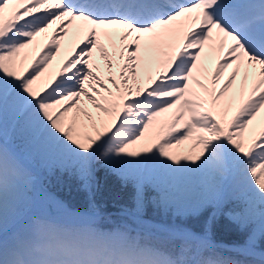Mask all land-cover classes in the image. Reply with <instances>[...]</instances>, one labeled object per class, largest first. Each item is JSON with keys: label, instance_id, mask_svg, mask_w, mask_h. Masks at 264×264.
Segmentation results:
<instances>
[{"label": "snow or ice", "instance_id": "snow-or-ice-1", "mask_svg": "<svg viewBox=\"0 0 264 264\" xmlns=\"http://www.w3.org/2000/svg\"><path fill=\"white\" fill-rule=\"evenodd\" d=\"M121 91L130 98L117 124L89 147L92 126L102 122L97 99L115 103ZM138 125L139 143L128 148ZM153 153L170 164L148 167ZM33 159L73 170L90 202L93 165L102 160L125 184L135 178L137 214L146 187L165 212L198 217L211 209L204 236L149 225L181 237L179 262L144 246L105 264H264L255 247L264 237V0H0V264H25L9 258L6 235L19 206L47 215L52 195ZM182 161L203 177L190 204L183 203L187 176L170 166ZM221 215L251 229L243 245L213 243ZM218 248L251 259L232 260Z\"/></svg>", "mask_w": 264, "mask_h": 264}, {"label": "rangeland", "instance_id": "rangeland-1", "mask_svg": "<svg viewBox=\"0 0 264 264\" xmlns=\"http://www.w3.org/2000/svg\"><path fill=\"white\" fill-rule=\"evenodd\" d=\"M131 79L132 78L129 77V80ZM146 86L147 82H145V85L140 88V91H143V88ZM123 87L127 88V85H124ZM121 92L122 93H119V99L115 103H110L102 98L97 99V107L94 109V111L99 114V118L102 122L98 125L92 126L93 132L96 133L98 128L101 126H103L102 130L106 128V125L104 124L106 120V113L112 112V114L115 115V125L117 124L119 115L124 111V101L130 98L126 94V92ZM121 94L125 99L121 98ZM134 94L137 93H135L134 91ZM106 102L107 104L105 105ZM128 115L130 117L132 116L130 110L128 112ZM135 119L136 118H133L134 123ZM113 127H110L108 132H110ZM143 131L144 126L138 125L136 132L129 137V142L125 146L128 148L135 147V145H133L131 141L136 140V143L138 144L139 140L137 139V137ZM208 138L210 137H206L205 140ZM99 139V135L97 136V134H95V137L91 135L89 138L88 146H92L90 141ZM11 142L14 146L22 148V144L19 139L13 137ZM118 154L123 155V153L119 150ZM127 159L136 158L127 157ZM156 163V165H159L161 167H163L165 164H170V162L168 161H161L158 156L156 159ZM187 163L188 162L186 161H182L180 166H170L177 167L183 170L185 175L187 176L184 178L186 180V185L183 203L190 204L194 202L199 194L203 191L204 184L203 177L199 173L191 171H188L186 173V169L188 170L193 168L192 166H186ZM30 167L37 176L39 184H42L43 187L52 195V199H50V201L54 203L57 208H61L57 206V202L62 205V208H70L66 203L67 201L76 204V201H78L79 203L83 202L85 204L88 201L89 196L84 188H82V192L84 194H82V196H79L80 198H76L75 196L70 195L72 193L70 187H62V185L58 183V180L60 179L62 181L67 180V183L70 180L73 181L76 179L79 180L80 185L82 186L81 180L70 168L62 169L59 166L49 167L45 161H42L40 159L31 160ZM37 168H39V171L37 170ZM93 168L95 169V172L99 168L103 169V161H97L93 165ZM48 173H54L53 176H56V180L53 184H51V186L47 184L45 185V177L46 174L48 176ZM106 174L108 176L115 175L112 174L109 170L106 172ZM129 177L132 180H135L134 177ZM145 189L151 190V188L148 187H146ZM155 195L156 194L153 190L152 193H149V195L145 194L144 206L145 208L146 206L149 207L151 210L161 215V218L164 220L163 222L167 223V225L169 226L160 223L161 225H165L169 228H171L172 226L185 228L186 224L192 218H195L191 215L185 216L182 214H177L174 208H170L167 210V212H165L163 207H159L152 203V197H154ZM46 202L47 201H45V203L43 204V209L46 208ZM132 204H134L136 207L135 203ZM33 210L41 211L35 206L21 204L17 210L16 217L12 222H10L8 229L19 219L32 212ZM120 213H112V215L110 216L118 217L105 220H102L99 217L91 216L57 217L44 220L36 219L34 223L32 222L30 224L22 226L18 231L12 233L8 237L10 254L9 258H13L14 255L15 258L24 261L25 264L30 261L49 258H55L69 262L78 261L83 262V264H91V262L105 264L106 261L115 262L125 258H133L134 254L138 253L139 249L144 246H154L164 249L168 241L171 244H177L174 239L178 235L169 236L167 233L158 232L156 229L149 227L151 223L148 221L139 223L138 221L141 220H137L134 218L135 214L133 213L132 209L126 207ZM169 215H173L174 217L177 216L180 222L173 223L168 221H174V218L170 217ZM234 227L238 226L236 224L231 225V228ZM259 238L261 237H258L257 240H259ZM152 239L155 240L154 243L152 242ZM262 240L264 241V239ZM262 240L260 239L261 243H264L262 242ZM217 250L220 251L223 256L232 260L240 261V259H242L240 256L245 257L240 253L239 255L237 252H234L236 255L223 253L224 248H218Z\"/></svg>", "mask_w": 264, "mask_h": 264}, {"label": "trees", "instance_id": "trees-1", "mask_svg": "<svg viewBox=\"0 0 264 264\" xmlns=\"http://www.w3.org/2000/svg\"><path fill=\"white\" fill-rule=\"evenodd\" d=\"M147 159L149 160V167H152L156 165V159L157 155L153 154L148 156ZM186 166H192L190 162L187 163ZM108 170L99 168L95 172V182L92 187V197L90 202L89 198L88 201L85 203L78 201L76 203H72L74 206H82L86 207L88 209H92L94 211H101V212H110V211H119L126 207L132 209L134 213L136 210L135 203L133 200H131L130 196L135 192L134 183L135 180H132L130 177L127 178V183L125 184L117 175L108 176L106 174ZM186 169V173H187ZM54 173H48L47 176V185L53 184L56 180V176H53ZM58 178V177H57ZM132 180V181H131ZM58 183L62 185V187H70L72 190V193L70 195L75 196L76 198H80L79 196H82L84 194L82 192V186L80 185L79 180H70L67 183V180L62 181L61 179L58 180ZM79 184V185H78ZM78 185V186H77ZM149 193H152V190L145 189V194L149 195ZM87 194L89 196V192L87 191ZM93 203L95 204V207H93ZM211 209L205 210L203 213H201L198 217L192 218L187 224L186 228L193 229L200 231L204 234V223L207 219V217L210 215ZM137 214V213H136ZM142 217H151L154 218L157 221H164L161 218V215H159L157 212H154L149 207L145 206L142 209V213L137 214ZM170 217L174 218V221L168 220L170 222H180L177 216L169 215ZM118 216H106L104 219L109 218H116ZM167 221V222H168ZM231 225H235L232 222H230L225 216L221 215L217 220L213 221L212 223V229H211V238H213L215 241H228L230 243H237V244H244L247 237L249 236L251 229L246 228L243 231L239 230L238 227L231 228ZM260 239H264V237L259 238V240H256V246L259 248L264 249V243H261ZM179 243L184 244V241L180 238L177 239ZM262 242H264L262 240ZM218 251V250H217ZM220 252V251H218ZM221 253V252H220ZM223 253H233V251H228L227 249L223 250ZM239 254V253H238ZM240 255V254H239ZM247 260L251 259L249 257H246Z\"/></svg>", "mask_w": 264, "mask_h": 264}, {"label": "bare ground", "instance_id": "bare-ground-1", "mask_svg": "<svg viewBox=\"0 0 264 264\" xmlns=\"http://www.w3.org/2000/svg\"><path fill=\"white\" fill-rule=\"evenodd\" d=\"M128 86H129V85H127V87H128ZM120 93H122V92H120ZM121 95H122V94H121ZM121 98L124 99L123 95L121 96ZM106 104H107V102L105 103V105H106ZM114 117H115V115L112 114V112L106 113V120H105V122H104V124L106 125V128L102 130V127H103V126H101V127L98 128V130L96 131V133L93 132V131H91V135H93V136L95 137V134H97V136L99 135V138L103 137V135L109 131L110 127H113V126L115 125L116 122H115ZM101 130H102V131H101ZM100 131H101V132H100ZM37 170L39 171V168H37ZM47 203H48L47 215L42 214L41 211H33V212H30V213L28 214L27 218H28V219L31 218V216H32L33 214H35V215L38 216V217H44V216L47 217V216L50 215L49 213H55V214H61V215L64 214V215H65V213H66L65 210H63V209H59V210H57V209L52 205L51 201H49V200L47 201Z\"/></svg>", "mask_w": 264, "mask_h": 264}, {"label": "clouds", "instance_id": "clouds-1", "mask_svg": "<svg viewBox=\"0 0 264 264\" xmlns=\"http://www.w3.org/2000/svg\"><path fill=\"white\" fill-rule=\"evenodd\" d=\"M164 249H166L168 251V254L170 255V257L172 259H175V260H177V262H179V258L181 256L180 246H176L174 244H171L168 241Z\"/></svg>", "mask_w": 264, "mask_h": 264}]
</instances>
